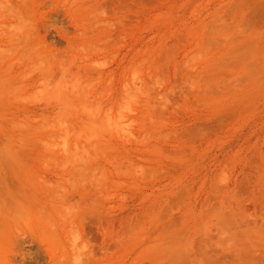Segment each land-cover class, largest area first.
Instances as JSON below:
<instances>
[{
    "label": "rangeland",
    "instance_id": "1",
    "mask_svg": "<svg viewBox=\"0 0 264 264\" xmlns=\"http://www.w3.org/2000/svg\"><path fill=\"white\" fill-rule=\"evenodd\" d=\"M77 231L85 264H264V0H0V264Z\"/></svg>",
    "mask_w": 264,
    "mask_h": 264
},
{
    "label": "clouds",
    "instance_id": "2",
    "mask_svg": "<svg viewBox=\"0 0 264 264\" xmlns=\"http://www.w3.org/2000/svg\"><path fill=\"white\" fill-rule=\"evenodd\" d=\"M102 15H106V12H101ZM78 237L77 248L73 255V264H85L86 259H88L90 249L88 247V242H84L83 238L79 235L78 231L75 233Z\"/></svg>",
    "mask_w": 264,
    "mask_h": 264
}]
</instances>
